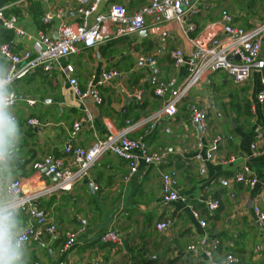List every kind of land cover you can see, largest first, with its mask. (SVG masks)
I'll return each instance as SVG.
<instances>
[{"label": "crops", "instance_id": "crops-1", "mask_svg": "<svg viewBox=\"0 0 264 264\" xmlns=\"http://www.w3.org/2000/svg\"><path fill=\"white\" fill-rule=\"evenodd\" d=\"M146 2L104 0L99 9L120 3L132 12ZM201 3L192 20L195 29L191 32L195 36L210 22L223 23V9L228 10L234 25L243 28L264 22V0H201ZM3 4L16 14L18 25L25 31L21 38L10 32L8 44L16 52H35L40 46L36 36L38 30L54 35L60 22L75 24L79 19L78 4L74 0H4ZM51 4L56 5L60 13L47 24L41 18ZM185 28L177 21L162 25L146 21L141 30L146 32L143 35L139 31L126 38H115L114 44L106 50L102 46L109 41L82 48L61 59L62 65L72 66V76L81 87L92 73L98 75L107 69L119 72L116 80L99 87L103 97L100 105L90 98H78L58 65L48 72L33 71L11 86L16 103L8 110L18 121L22 138L0 164V203L5 204L6 186L19 179L22 195L41 194L35 200L38 214L47 215L57 225L54 233L23 246L26 264H58L61 261L69 264H214L186 250L203 235L221 240L214 261L232 254L234 264L242 261L264 264V223L259 224L251 208H245L249 198L263 192L261 183L264 182V153L256 154L251 149L253 142L264 143V101L260 103L256 99L261 89L257 73L243 84L234 82L224 71L207 73L199 86L192 88L178 103L174 116L163 118L153 126L143 123L132 130L130 135L143 136L150 150L167 151V157L158 164L141 163L137 171L130 174L122 158L105 153L82 180L69 189H56V177L46 173L47 168L37 170L33 166L35 161L50 157L61 160L62 167L73 168L75 156L64 152L65 144L90 147L109 129L120 130L126 121L142 122L157 110L160 99L150 93L145 83L148 67L137 62L136 57L138 54L154 55L158 74L166 78L177 76V81H181L185 71L173 68L170 51L181 47L189 57L192 51L189 38L192 37L189 36L191 32L187 36L183 33ZM164 31L167 35L162 37ZM261 46L264 55V36ZM138 90L142 91L141 102L134 97ZM194 103L207 112L205 136L199 135L190 123L189 108ZM251 104H254V111ZM85 110L92 116V127L82 123L73 128L74 122L85 116ZM29 118H36L38 125H28ZM257 134L262 138L257 139ZM199 137L205 147L217 140L216 158L207 162L203 175L193 158ZM231 157L233 161H229ZM243 164L259 181L254 189L235 179ZM170 169L177 172L178 190L184 200L162 205L160 174ZM201 195L217 200L218 208L211 209L200 200ZM191 206L206 220V227L199 226L191 214ZM261 208L264 211V203ZM16 218L20 231L27 223V210L17 208ZM161 221L168 222V227L162 231L156 228ZM109 228L121 234L122 242L116 248L99 239ZM68 230H79L77 242L63 252L64 234Z\"/></svg>", "mask_w": 264, "mask_h": 264}, {"label": "built area", "instance_id": "built-area-1", "mask_svg": "<svg viewBox=\"0 0 264 264\" xmlns=\"http://www.w3.org/2000/svg\"><path fill=\"white\" fill-rule=\"evenodd\" d=\"M74 1L78 4V22L75 24L66 21L60 22L56 26L54 35L38 30L36 36L40 46L35 52L31 50L16 52L7 43L0 45V56L6 63L5 71L0 77V90L7 98L9 109L16 103V94L11 90V86L17 80L36 70L48 72L57 65L66 74L71 90L78 98H90L95 104L100 105L102 96L99 87L116 80L120 76L119 72L115 69H107L98 75L92 73L86 85L81 87L77 79L72 76V66L70 64L62 65L61 59L78 53L82 48L96 47L98 44L114 38L137 34L144 29L146 21L154 25L177 21L180 25L186 26L183 33L187 36L189 31L195 29L192 20L202 5L201 0H147L145 4L129 12L126 6L120 3H111L99 9L104 0ZM56 9V5H49L42 15V22L49 24L54 16H58L60 12ZM221 19L223 23L210 22L202 32L189 38L192 44L189 57L185 56L181 47H175L170 51L173 68L177 71H185L183 79L179 82L177 76L166 78L158 74L154 55H137V62L150 68L151 72L147 76V80L153 94L160 99V107L144 121L133 123L126 121V125L120 130L109 129L104 137L96 138L87 148L74 146L71 142L65 144L64 152L75 156L73 168L62 167L61 160H51L50 157L35 161L34 168L37 170L47 168L46 173L55 176L58 180L55 185L56 189H69L79 183L94 162L105 153L122 158L127 163L130 174L136 172L141 163L146 166L160 163L167 157V151L163 149L150 150L143 136L132 137L130 132L143 123H150L153 126L163 118L174 116L178 103L187 97L192 88L199 86L207 73L224 71L238 84H243L254 73H257L261 89L257 92L256 99L262 103L264 101V55L261 45L264 36V22L248 29L243 28L233 24L232 16L227 11H222ZM0 26L10 30L16 38L24 36L25 31L18 25L17 16L5 14V5L1 0ZM166 35V31L161 33L162 37ZM141 92L138 90L134 93L138 102L142 100ZM250 108L254 111V104H251ZM189 109L190 123L199 131V135L205 136L208 131L206 110L195 103L191 104ZM27 121L30 126L38 125L36 118H29ZM82 123L92 127V116L87 110H85V116L82 119L74 122L73 128L79 127ZM260 138L262 135L257 134V139ZM216 141L215 139L212 144L205 147L199 137L195 143L193 158L198 162V170L201 175L206 172L207 162L216 158ZM251 149L256 154L264 153V143L259 145L257 142H253ZM233 160V157L229 158V161ZM235 179L237 182L246 184L250 189H254L259 182L246 164L240 167ZM160 185L162 205L184 200V196L178 190L176 170L170 169L162 172ZM261 188L264 192V182L261 183ZM263 192H257L252 196L251 210L259 224L264 223V211L261 208V203H264ZM4 194L5 204H15L16 208L26 209L28 212L27 223L20 230L23 246L37 242L43 235L56 231L57 225L52 218L45 214H38L35 200L41 194H33L32 197L22 195L19 179H14L9 183ZM17 195L20 199H17ZM200 200L211 209H216L219 206L217 200L205 198L202 195ZM190 211L199 226L206 227V220L200 217L199 211L192 206ZM167 227V221L156 224V228L161 231ZM78 233L79 230L65 232L61 251H67L77 242ZM99 239L115 248L122 242L121 234L111 228L106 229ZM220 246L219 237L209 238L207 235H203L195 244L188 245L186 250L201 255L214 264H234L235 257L232 254H227L220 260L214 261ZM58 264H69V262L61 261Z\"/></svg>", "mask_w": 264, "mask_h": 264}, {"label": "clouds", "instance_id": "clouds-1", "mask_svg": "<svg viewBox=\"0 0 264 264\" xmlns=\"http://www.w3.org/2000/svg\"><path fill=\"white\" fill-rule=\"evenodd\" d=\"M2 73L0 67V76ZM8 109L7 98L0 90V164L11 155L22 138L18 121ZM17 199H20L18 195ZM16 211L15 204L0 203V264H26Z\"/></svg>", "mask_w": 264, "mask_h": 264}, {"label": "trees", "instance_id": "trees-1", "mask_svg": "<svg viewBox=\"0 0 264 264\" xmlns=\"http://www.w3.org/2000/svg\"><path fill=\"white\" fill-rule=\"evenodd\" d=\"M2 1V3L4 2V0H1ZM5 14H9V15H11L12 14V12H9L6 8H5ZM41 15H42V13H40ZM13 15H16V14H14L13 13ZM40 15V16H41ZM40 26H44L43 24H40ZM193 31V30H192ZM11 31L10 30H8V29H5V28H3L2 26H0V37L2 38H0L1 40H0V44L2 43V44H5V43H10V41H11V33H10ZM189 32H191V31H189ZM13 34V33H12ZM189 36H191V37H194L195 35L191 32L190 34H189ZM126 37H128V36H125V37H121V38H126ZM116 39H120V37L119 38H116ZM115 38L113 39V40H111V41H107L108 42V44H106V45H103L102 46V48L104 49L105 48V50L106 49H108L112 44H114V42H115V40H116ZM107 42H105V43H107ZM104 44V43H103ZM9 45H11V44H9ZM149 45V44H148ZM105 46V47H104ZM155 59H156V57L155 56H153ZM157 61V60H156ZM171 61V60H170ZM158 63V62H157ZM0 67H2L3 68V72H4V70H5V61H4V59L0 56ZM148 70H149V74H150V72H151V70H150V68H148ZM153 72V71H152ZM3 74V73H2ZM148 76V75H147ZM1 77V76H0ZM145 83H146V86H147V88H149L150 87V85H149V83H148V80H145ZM149 90H150V93L152 94L153 93V91H152V88L150 87L149 88ZM153 95V94H152ZM159 99V98H158ZM141 105H143V102L141 103ZM239 264H246V263H244L243 261L242 262H240Z\"/></svg>", "mask_w": 264, "mask_h": 264}, {"label": "water", "instance_id": "water-1", "mask_svg": "<svg viewBox=\"0 0 264 264\" xmlns=\"http://www.w3.org/2000/svg\"><path fill=\"white\" fill-rule=\"evenodd\" d=\"M143 33H146L145 31H140V34L143 35ZM198 127V125H196ZM36 131H38V129H36ZM252 203H253V200L252 198H249L248 200V203L245 205L246 209H250L252 207ZM39 215H42V214H39Z\"/></svg>", "mask_w": 264, "mask_h": 264}, {"label": "rangeland", "instance_id": "rangeland-1", "mask_svg": "<svg viewBox=\"0 0 264 264\" xmlns=\"http://www.w3.org/2000/svg\"><path fill=\"white\" fill-rule=\"evenodd\" d=\"M223 11H227L228 12V10H226V9H223ZM171 77V76H170ZM102 99H103V97H102Z\"/></svg>", "mask_w": 264, "mask_h": 264}]
</instances>
